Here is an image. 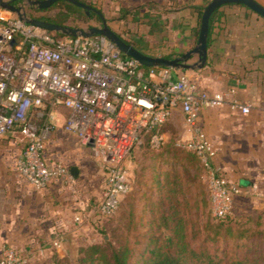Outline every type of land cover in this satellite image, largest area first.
<instances>
[{"label": "built area", "instance_id": "obj_1", "mask_svg": "<svg viewBox=\"0 0 264 264\" xmlns=\"http://www.w3.org/2000/svg\"><path fill=\"white\" fill-rule=\"evenodd\" d=\"M21 13L0 8V136L21 127L26 144L15 167L26 182L43 189L52 178L72 180L63 163L49 167L41 156L45 132L56 125L54 109L63 107L62 129L88 145L103 169L102 196L92 213L109 218L132 187L131 151L147 134L158 147L162 126L178 109L190 137L176 144L200 160L213 215L231 213L234 197L245 191L224 175L216 147L197 123L199 111L223 106L226 94L208 93L179 68L142 66L103 35L58 36ZM233 106L249 112L236 101ZM0 264L28 259L1 248Z\"/></svg>", "mask_w": 264, "mask_h": 264}, {"label": "crops", "instance_id": "obj_2", "mask_svg": "<svg viewBox=\"0 0 264 264\" xmlns=\"http://www.w3.org/2000/svg\"><path fill=\"white\" fill-rule=\"evenodd\" d=\"M102 1L117 4L120 11L128 8L134 16L126 20L134 21L138 28L144 22L151 30H160L168 43L165 52L153 53L147 45L138 41L136 44L147 54L172 58L196 45L199 10L203 11L210 0H97L95 7L100 9ZM256 1L264 6V0ZM218 9L220 15L214 17L208 34L204 66L181 70L196 79L208 93L226 94L223 106L202 108L197 123L216 147V162L224 175L245 193L259 191L263 195L264 18L239 4H226ZM197 60L198 55L194 54L188 63L194 64ZM234 101L248 106L249 112L244 114L233 106ZM66 112L63 107L54 109L56 125L45 132L42 159L49 167L56 162L63 163L73 180L82 176V167L86 168L93 159L99 167L101 184L94 192L87 188L86 193L90 197L96 195L99 200L104 177L102 166L88 145L62 129ZM177 117L183 121L178 109L167 122ZM68 139L75 140L78 146L68 148L67 152H55L47 147L50 142L64 144ZM25 144L26 138L19 126L0 136V249L13 250L26 257L28 264L48 263L54 249L63 253L68 250L65 239L74 232L75 218L79 215L83 218V212H92L93 204L89 206L85 198L76 197L58 178H52L43 189L26 182L15 167ZM72 167L77 168L75 177Z\"/></svg>", "mask_w": 264, "mask_h": 264}, {"label": "rangeland", "instance_id": "obj_3", "mask_svg": "<svg viewBox=\"0 0 264 264\" xmlns=\"http://www.w3.org/2000/svg\"><path fill=\"white\" fill-rule=\"evenodd\" d=\"M82 1L92 6L98 4L97 0ZM13 4L20 5L22 12L36 18L54 16L63 8L61 1L42 10L29 5L27 0H15ZM99 6L106 22L124 38L147 45L153 53L167 50L168 43L157 28L151 30L147 24L140 22L143 25L140 29L134 21L122 19L117 4L102 1ZM101 23L96 14L87 15L84 11H76L67 21L68 26L82 29L100 26ZM161 130L164 140L158 147H152L148 136L144 135L142 142L133 148L127 158L132 187L115 213L109 218L97 219L90 210V213L83 212L82 221L74 222V232L65 239L68 245L65 249L68 250L63 253L54 249L48 263L37 264H84L80 261L83 250L94 244L107 249L109 245H127L131 248L129 264H143L147 245L163 235L161 212L168 209V196L177 200L178 209L188 221L187 230L193 247H205L219 255L264 253V194L251 191L235 196L230 213L232 222L228 226H218L200 160L176 144L189 138L190 132L180 117L166 122ZM63 143L50 142L47 147L55 152H67L68 148L78 146L71 139ZM82 169L80 178L68 179L63 185L76 197L85 198L91 206L98 198L96 195L88 196L87 188L90 192L99 189L102 177L93 159Z\"/></svg>", "mask_w": 264, "mask_h": 264}, {"label": "trees", "instance_id": "obj_4", "mask_svg": "<svg viewBox=\"0 0 264 264\" xmlns=\"http://www.w3.org/2000/svg\"><path fill=\"white\" fill-rule=\"evenodd\" d=\"M60 1L63 3V8L60 13L54 16H42L40 19L68 26L67 21L76 11H84L86 14L83 8L77 7L65 0ZM219 12L220 10L216 9L210 16L208 34H210L213 19L216 16L219 17ZM91 14L95 13L90 12L89 15ZM201 14L202 11L200 9L199 17ZM129 16L133 17L134 13L129 11L128 8H121V18L127 19ZM199 28L200 25H198L195 30L196 39L198 37ZM118 34L125 41L132 43L137 49L144 52L136 43L124 38L121 33ZM57 35L60 36L62 34L57 32ZM149 135L150 134H147L148 138ZM192 154L196 156L194 153ZM196 158L198 157L196 156ZM168 199L170 201L168 209L161 212V227L163 228L162 231L164 230L162 233L163 235L160 236V238H155L153 243L147 245V254L143 260V264H264V253L250 254L245 252L240 255H228L226 253L219 255L205 247H193L190 243L187 230L188 221L185 215L178 209V202L176 199L171 196H168ZM215 219L218 221V226L220 227L228 226L233 220L230 214L223 218L215 217ZM96 254L97 256L95 257L94 255ZM130 256L131 248L127 245L121 247L109 245L107 249L102 245L94 244L83 250V256L80 258V261L84 264H129Z\"/></svg>", "mask_w": 264, "mask_h": 264}, {"label": "water", "instance_id": "obj_5", "mask_svg": "<svg viewBox=\"0 0 264 264\" xmlns=\"http://www.w3.org/2000/svg\"><path fill=\"white\" fill-rule=\"evenodd\" d=\"M60 0H27L29 5L34 6L38 9H47L52 6L55 2ZM73 5L83 8L87 15L91 11L95 12L96 15L101 19L100 26H91L88 29L70 27L59 25L51 22H47L40 18L31 17L27 21L31 24L40 26L44 29L50 31H56L63 34H68L72 36L81 35L84 37L92 35H103L108 40H110L117 49L124 54L125 56L132 57L138 61L142 66L152 67V66H161V67H171L179 69H194L202 68L206 62L207 57V39H208V30H209V19L212 13L226 4H239L249 8L251 11L255 12L259 16L264 18V6L258 3L256 0H210L207 5L204 7L201 17H200V28L197 38L196 45L188 50L187 52L181 54L178 57L168 58L165 56H155L147 54L139 49H137L132 43L125 41L119 34L113 30L103 15V13L96 7H93L81 0H65ZM0 8L7 9L18 16H21V6L11 4L10 1L0 0ZM197 54L198 60L194 64L188 63V60L192 55ZM71 173L75 177L77 175V168L72 167Z\"/></svg>", "mask_w": 264, "mask_h": 264}, {"label": "flooded vegetation", "instance_id": "obj_6", "mask_svg": "<svg viewBox=\"0 0 264 264\" xmlns=\"http://www.w3.org/2000/svg\"><path fill=\"white\" fill-rule=\"evenodd\" d=\"M14 1H15V0H10V3L13 4ZM91 6H92V5H91ZM93 7H95V6H93ZM91 12H93V11H91ZM94 13H95V12H94ZM95 14H96V13H95ZM100 20H101V19H100Z\"/></svg>", "mask_w": 264, "mask_h": 264}]
</instances>
